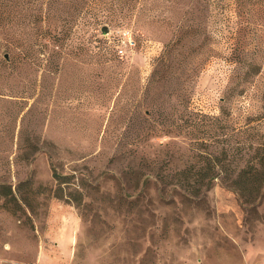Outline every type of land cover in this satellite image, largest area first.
<instances>
[{
  "label": "rangeland",
  "instance_id": "1",
  "mask_svg": "<svg viewBox=\"0 0 264 264\" xmlns=\"http://www.w3.org/2000/svg\"><path fill=\"white\" fill-rule=\"evenodd\" d=\"M257 152L264 0H0V264H264Z\"/></svg>",
  "mask_w": 264,
  "mask_h": 264
},
{
  "label": "trees",
  "instance_id": "2",
  "mask_svg": "<svg viewBox=\"0 0 264 264\" xmlns=\"http://www.w3.org/2000/svg\"><path fill=\"white\" fill-rule=\"evenodd\" d=\"M253 163L249 166H246L245 168L240 169V171L237 173L236 177L232 179L231 185L241 191L243 194H248L247 192H257L260 190V185H255L254 187H249L251 183H253L255 180H260L264 177V153H256L253 155ZM55 177L57 180L63 179L65 176L59 175L56 171L54 172ZM210 176L215 177L216 172H212L211 170L208 171V173L204 176ZM188 177L186 176V179ZM261 184V183H260ZM8 189L10 192H8ZM13 193V190L11 187L7 185H1L0 186V196H8L9 194ZM250 195V194H249ZM59 197L61 195H58Z\"/></svg>",
  "mask_w": 264,
  "mask_h": 264
},
{
  "label": "water",
  "instance_id": "3",
  "mask_svg": "<svg viewBox=\"0 0 264 264\" xmlns=\"http://www.w3.org/2000/svg\"><path fill=\"white\" fill-rule=\"evenodd\" d=\"M103 30H104V32H106L108 29H107V27L105 26V27L103 28Z\"/></svg>",
  "mask_w": 264,
  "mask_h": 264
}]
</instances>
